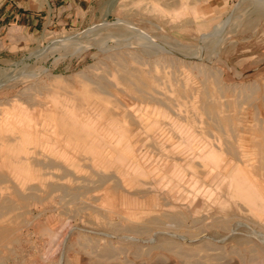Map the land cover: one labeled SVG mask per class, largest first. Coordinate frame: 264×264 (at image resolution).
Listing matches in <instances>:
<instances>
[{
    "label": "rangeland",
    "instance_id": "374dc122",
    "mask_svg": "<svg viewBox=\"0 0 264 264\" xmlns=\"http://www.w3.org/2000/svg\"><path fill=\"white\" fill-rule=\"evenodd\" d=\"M4 54L0 264H264V0H104Z\"/></svg>",
    "mask_w": 264,
    "mask_h": 264
},
{
    "label": "crops",
    "instance_id": "0c3cea01",
    "mask_svg": "<svg viewBox=\"0 0 264 264\" xmlns=\"http://www.w3.org/2000/svg\"><path fill=\"white\" fill-rule=\"evenodd\" d=\"M104 0H0V60L9 47L38 45L46 37L92 20Z\"/></svg>",
    "mask_w": 264,
    "mask_h": 264
},
{
    "label": "bare ground",
    "instance_id": "6f19581e",
    "mask_svg": "<svg viewBox=\"0 0 264 264\" xmlns=\"http://www.w3.org/2000/svg\"><path fill=\"white\" fill-rule=\"evenodd\" d=\"M179 47H180V46H179ZM182 48H183V47H182ZM180 50H182L183 52L186 51V50H183V49H180ZM186 52H187V51H186Z\"/></svg>",
    "mask_w": 264,
    "mask_h": 264
}]
</instances>
